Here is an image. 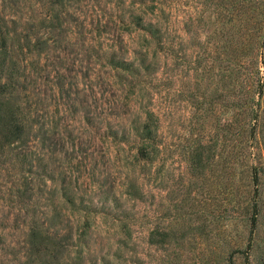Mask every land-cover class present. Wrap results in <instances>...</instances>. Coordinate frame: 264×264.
<instances>
[{"label": "rangeland", "instance_id": "1", "mask_svg": "<svg viewBox=\"0 0 264 264\" xmlns=\"http://www.w3.org/2000/svg\"><path fill=\"white\" fill-rule=\"evenodd\" d=\"M4 19L20 31L30 21L48 45L40 61L48 65L49 79L20 77L25 89L18 86L16 104L39 126L51 123V150L44 153L50 171L42 186L49 193L36 208L41 222L56 206L65 214L60 235L72 245L64 262H264V192L255 231L240 144V126L250 117L243 105L258 97L257 84L232 65L250 66L255 43L264 39V0H0L1 24ZM139 21L158 26L162 39L138 28ZM113 56L137 63L146 58L152 73L119 75L109 64ZM147 110L159 126V152L150 164L138 161L144 144L133 132V121ZM30 126L22 140L40 155ZM6 151L8 162L0 164V264H26L29 256L38 258L28 244L30 223L20 222L26 207L17 189L24 176L42 169L36 162L22 171ZM256 152L264 162V152ZM133 177L144 201L129 196ZM156 230L164 234L161 244L150 242ZM251 236L258 244L247 249ZM11 248L19 252L17 260L7 253Z\"/></svg>", "mask_w": 264, "mask_h": 264}, {"label": "trees", "instance_id": "2", "mask_svg": "<svg viewBox=\"0 0 264 264\" xmlns=\"http://www.w3.org/2000/svg\"><path fill=\"white\" fill-rule=\"evenodd\" d=\"M138 28L147 31L151 36L162 39L161 29L152 22L143 23L139 21ZM35 25L30 21L27 22V26L22 28V30L10 29L9 24L4 19V24L0 23V164L5 165L8 159H4V155L7 152L6 148H10L11 152L14 153V158L20 164L22 171L26 170L27 165H35L37 162L38 168L42 170H35L31 168L29 171L33 176L28 179L23 177V183L19 185L17 193L22 199L23 205L26 207V213L23 220L24 225L30 223V232L28 244L31 250L35 253V258H31L26 261V264H69V262H64L63 258L65 253L68 251L69 236H61V229L65 228L63 226L64 218L62 209L59 206L55 207V211L52 210V216L46 218L41 222V218L37 213L38 203L44 195L49 193L44 189L45 177H49V171L47 165L44 164V153L45 151H50L51 149V137H50V122L43 121L39 126V119L32 120L29 117V113H25V109L20 105L16 104V98L19 97V92L24 90V86L20 84V77L29 81L30 76L37 73V77L42 76L43 80H48L49 77L45 74H50L48 70V65L41 63V57L46 53L48 45L47 41L41 39L38 32L34 30ZM13 32H12V31ZM12 32V34H11ZM256 51L250 60V66H247L245 62H235L233 67L239 69L240 72H245L254 79L256 87V94L258 97L254 96L246 101L243 105L246 108L248 115L250 116L248 120L243 123L241 127V133L244 134L243 138L240 140L242 144V154L246 158V169L244 173L249 179L250 191L252 192L253 204H252V218L249 220L253 228L260 227V220L262 217V184L264 181V162L259 160V154L256 149H260L264 152V39L258 40L255 43ZM19 56L18 58H15ZM111 67L118 70V74L121 72H129L132 76L142 75L149 73L151 74L152 64L147 63V59H142L141 62H136L135 59L117 58L113 56L109 60ZM234 69V68H232ZM250 69V71H247ZM20 71H22L20 73ZM238 71V73H239ZM234 73V72H233ZM31 74V75H30ZM240 74V73H239ZM35 77V75H34ZM20 86L22 90L18 89ZM26 87V86H25ZM18 97H17V96ZM33 108L35 111L36 105ZM39 110H36V113ZM147 115H140L136 120L133 121V132L144 144L143 148L137 150L138 161H145L150 164L155 161L156 154L159 152V142L158 138V124L154 125L152 119L154 113L150 110L146 111ZM41 118L43 115L39 113ZM85 119L90 124L92 123V118L89 114H85ZM31 122L36 128L35 137L41 143L42 154L34 153L35 151H28L26 148V143L22 140L25 136L27 128H30ZM231 125V124H230ZM233 125H231V128ZM60 133V131H59ZM115 135V132H112ZM260 134V138H258ZM14 142H19V145L14 146ZM258 143L259 145H257ZM261 159V157H260ZM42 171V172H40ZM36 176V180L34 178ZM33 182V184H32ZM44 182V183H43ZM35 183V184H34ZM38 185V200L33 201L35 186ZM63 198L72 204V206L77 207V200L70 196L68 191H64L62 194ZM129 196L136 201H144L145 193L142 190V185L140 184L138 177H133L129 181ZM48 199V198H47ZM48 205V204H47ZM46 205V206H47ZM49 204L48 206H51ZM79 210H84L85 208L78 207ZM20 225H18L19 227ZM59 228L55 233H50L49 228ZM69 228H73L69 224ZM252 230V234L255 233ZM257 234V233H255ZM163 236L162 240L158 237ZM165 241L164 234L159 230L152 231L150 233V242L152 244H161ZM2 238H0V244H4ZM257 240L251 236V240L247 246L248 248L256 247ZM29 248V247H28ZM250 252V251H249ZM7 253L13 255V260L18 259V251L11 248ZM32 253V252H31ZM32 255H34L32 253ZM247 254V258L249 259ZM19 261V260H18ZM38 261V262H37ZM36 262V263H35ZM75 263V262H74ZM118 264L113 262L111 259H107L104 262H96L94 264ZM78 264V263H75ZM230 264H236V262H230ZM245 264H253L252 262H245ZM264 264V262H261Z\"/></svg>", "mask_w": 264, "mask_h": 264}]
</instances>
